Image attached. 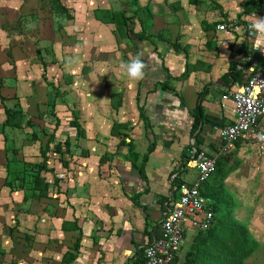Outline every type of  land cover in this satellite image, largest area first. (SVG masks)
Segmentation results:
<instances>
[{"label": "crops", "instance_id": "crops-1", "mask_svg": "<svg viewBox=\"0 0 264 264\" xmlns=\"http://www.w3.org/2000/svg\"><path fill=\"white\" fill-rule=\"evenodd\" d=\"M38 1L0 0V33L8 21L26 18L28 13L24 7ZM96 1L88 0V5H96ZM254 1L258 0H137L131 12H137L139 17L123 32L120 43L114 25L97 20L95 10L79 20L70 8L74 6L64 2L71 9L73 19L63 26L67 42L58 43L59 49L73 48L70 62L76 64L81 60L82 51L101 59L109 57L110 66L100 67V71L115 74L117 79L98 81L89 73L87 80L72 74V82L65 84L69 87L64 90L55 84L62 96L57 101V112L64 126L58 135L72 138V154L63 157L69 164L66 168L58 156L51 159L49 166L54 172L45 175L48 181L54 177L63 180L64 192L52 190L49 197L36 201L26 202L23 190L7 186L13 176H8L9 154L5 158L4 153L11 142L9 133L18 128L4 126L6 116L1 91H12L7 98H17L23 104L19 88L9 84L22 80L16 73L2 75L12 64L0 63V264H145L143 248L160 235L171 196L178 195L174 193V179L191 182L197 177L196 169L187 161L189 148L194 144L208 155L216 154L223 141L214 128L234 121L233 104L228 102L222 107L223 95L244 84L256 71L264 70V52L255 51V39L245 37V27L252 19V12L246 13L245 7ZM176 5L177 9L170 10ZM180 14L183 17L176 19ZM222 23L228 24V31L218 29ZM41 25L39 32L44 33ZM132 28L135 33L145 30L157 45L137 40L129 33ZM99 32H102L100 45L97 43ZM110 37L115 41L106 43ZM81 38L91 40L92 45L86 42L80 46L78 39ZM174 44L184 51L175 50ZM54 54L58 55V51ZM111 55L122 56L123 63L141 56L147 72L144 79H129ZM70 62L62 65L61 61L51 60L52 67L60 68L63 76L75 68ZM26 63L22 62L25 68ZM45 64L46 68L41 65L44 70H50V65ZM244 64L249 67L247 70H243ZM231 66L244 72L243 83L228 76ZM163 82L174 91H163L159 86ZM101 83L106 88L103 99L111 97L107 108L95 100L89 101V94H97ZM19 86H23L21 82ZM113 87H119L120 92L110 91ZM44 90L48 101V90ZM116 93L120 95L114 98ZM65 95L71 96L72 101ZM3 97L6 96L3 94ZM143 105L157 144L145 164L144 174L139 168L143 167L150 138L141 115ZM198 107L203 116L194 130ZM74 118L78 119L83 135H78L74 128ZM115 124L124 125L121 132L129 135L127 142L133 141L134 154L120 145L119 137L112 135ZM260 131L264 133V120ZM31 142L41 146L39 141L31 139ZM221 168L223 180L238 192L236 198L240 202L245 197L243 192L251 193V200L264 196V141L240 140L219 160L215 172ZM214 195L218 196L216 202L220 205V194ZM261 206H255L252 214L256 219L248 222L249 231L257 241L261 236L253 230L264 232L260 226L264 221ZM241 213L238 209L232 217L244 223ZM197 236L198 232L189 236L188 250ZM262 247L264 241L259 249ZM187 251L183 248L178 254L180 261Z\"/></svg>", "mask_w": 264, "mask_h": 264}, {"label": "rangeland", "instance_id": "rangeland-1", "mask_svg": "<svg viewBox=\"0 0 264 264\" xmlns=\"http://www.w3.org/2000/svg\"><path fill=\"white\" fill-rule=\"evenodd\" d=\"M50 1L51 0H39L38 3L33 2L31 6L24 7V9H26L25 12L28 13L26 18L23 17L19 21H13V20L8 21V23H5L2 26L3 27L2 32L0 33V63L12 64V68L7 66L9 69H7L5 72L2 71V75L5 73H7V75L8 74L13 75L14 73H16L18 75V79L20 78V80H22V81L18 80L17 81L18 83H14V84L11 82L9 83L11 86L19 88L20 91L18 90L19 91L18 94L23 99L22 102L23 104H21L23 107L22 106L21 107L24 111V116L23 118L20 119V121L25 126L27 121L35 115L33 117L34 119L31 118L30 120L34 121V123L36 124V130L38 131V133H40L44 127L47 128L48 125L51 124V121L48 118V103H47L48 101L46 99L45 90H44L47 89L49 91V87L47 88L48 85L47 82L45 81L46 79H48V81L51 83L59 84L60 87L62 86L63 87L62 90H64V88L66 87H69V85H65V84H69L72 82L73 79L72 74L74 76H79V77L81 76L83 77V79H87V80L89 73L92 76H94V79L98 81L99 80L110 81V79H115V78L117 79V76H115V74L112 76L111 73L107 74V72L100 71V67L108 68L110 66L109 63L111 60L107 62L109 57L107 59L106 58L101 59V56L99 57L97 55L96 56L88 55L86 52L82 51L80 53L81 60L78 61L79 62L78 64L70 62L72 56L70 54L71 52H73V48L69 47L70 48L69 49L66 46V48L59 49L57 45L62 41H65V43L67 42V40L63 36V32L65 31L63 26H65V24H69L68 22L69 20L65 19L66 17L61 19L60 16H56L54 14V12L51 9ZM66 1L69 5L74 6L70 8L73 10L75 15L78 14L79 20L85 17L86 15L90 14V11L92 13V11L94 10L96 11L102 8L101 6H105L106 7L105 9H110L114 12L124 11L128 17L133 16L134 13L131 12V9L136 7V4L135 2H133V0H127V1L97 0L95 2L96 5L94 4L88 5V0H62L63 3ZM95 6L97 7L94 9ZM177 7L178 5H176L175 7L171 6L170 10L173 11L177 9ZM70 8L69 10L71 11ZM182 17L183 15L180 14L175 18L181 19ZM29 19L31 22L28 21ZM35 19L38 22H36ZM40 22L43 23L44 25V29H45L44 33H42V31L39 32V30L42 29V25ZM120 24L122 23L117 22V24L113 26L115 30V36L116 38H118V43H120L119 42L120 37H122V35L124 36L125 33L123 32H125L126 30V29L124 30L122 27H119L121 26ZM202 25L205 26L207 24L202 23ZM100 33L102 32H99L97 35L98 37L97 43L99 45L100 43H102V41L99 40V36L102 35ZM58 35H60V39ZM79 36L81 35H78V37ZM78 40L79 43H81L79 44L80 46H83V44H85L86 42H87L86 44L92 45L91 40L88 41L85 38H81ZM110 41H115V38L112 37L110 40L108 38L105 40L106 43H110ZM177 43L181 44V40H177ZM99 45L97 47H100ZM60 50L61 51L63 50L65 52H59ZM55 51H58V55H56L57 53L54 54ZM111 57L117 59V62L119 64L117 66H120L121 63L124 62L123 59L120 61L122 57L120 55L117 56L111 55ZM52 59L61 61L62 65H65L67 62H70L75 68L73 69V71H69V72L66 71L65 75L63 76L60 68H58L57 66L52 67V63H51ZM22 62H28L25 64L26 68L23 67L24 65L22 64ZM46 62L48 64V67L50 65V70L48 69V71L46 69L44 70L43 66H41ZM114 62L116 63V61ZM29 63L31 65H29ZM14 65L17 66V69L13 68ZM52 68H54L55 70L53 71ZM87 68H90L91 70L88 71ZM20 82L23 86H19ZM29 89L31 90L33 89V92L32 91L29 92ZM99 89H100L98 92L99 94L98 93L89 94V101L95 100L97 102L96 104L101 103L104 108H107L111 102V97L103 99L104 91L106 89L103 83L99 85ZM78 90L79 92H82V89L80 90L79 88ZM118 90L119 87H113L112 90L110 91L120 92ZM1 92H2L1 96H3L4 94L6 96L5 98H7L9 94H12V91L9 93L8 90H2ZM116 94L117 95H115L114 98L120 95L118 93ZM65 97H68V99L72 101L71 96L65 95ZM15 99L16 98H14V100L13 98H9L7 104L10 106H14L16 102L18 103V101ZM35 105L36 107L34 108ZM77 107L80 108L79 105H77ZM26 128L27 130L13 129V131L15 132L11 131L9 133L8 136L10 138L9 137L8 138L11 139V142L9 144V147L5 149V153H4L5 158L8 157L7 155L9 154L10 158L13 157L23 160L27 159L33 164L38 163L41 161L40 149H39L40 145L37 142L30 143L32 139L31 137L32 129L27 127V125ZM15 154H17V156ZM223 178H224L223 168H221L220 171L215 172L209 178V180L204 184L203 189L208 193L220 194L221 202L219 206L221 208V213H222L220 214V216L225 215L230 219H235L233 218L234 217L233 214L236 215V212L239 209L242 212L241 216L245 218L243 219L244 223L240 221L238 222L248 228L249 220L256 219L254 213L252 214V211L255 209L256 205H262L261 208L263 209V214H264V196L260 195L258 199L251 200L249 199V195L251 193L243 192L242 194H245L246 198L242 195L243 197L241 199L243 201L240 202L236 198L238 192L234 189V187L231 184L226 183L223 180ZM215 203H217L216 200ZM263 223L264 221L260 222V226L264 227ZM253 232L256 233V235L257 234L260 235L261 238L258 241L255 239L257 250L256 253H254L252 257H250L249 259V261L252 260V262L248 261V264H264V247H262V249H259L261 242L264 241V232L259 230L258 231L253 230ZM249 233L251 237L254 238L252 236L251 231H249ZM205 239H209V238L206 235H202L201 242ZM187 250H188V246H185L184 251ZM211 250L214 249L210 248V251Z\"/></svg>", "mask_w": 264, "mask_h": 264}, {"label": "trees", "instance_id": "trees-1", "mask_svg": "<svg viewBox=\"0 0 264 264\" xmlns=\"http://www.w3.org/2000/svg\"><path fill=\"white\" fill-rule=\"evenodd\" d=\"M133 1L137 4V0ZM50 3L51 9L56 16H60L61 19L64 17H66L65 19L67 20L73 19L71 11L63 4L62 0H51ZM262 10H264V0L254 1L245 7L246 13ZM95 16L97 20L102 21L105 24L115 25L117 22H120L122 24H120L121 26L119 27H122L124 30L126 28L128 29L130 25H134L136 19L139 17L137 12H134L133 16L128 17L124 11L114 13L111 10L105 9L96 10ZM129 33L134 35V37L139 41L147 40L151 42L152 45H157L154 43L152 38L149 37L145 30H142L140 33H135L132 28L129 30ZM173 47L177 51H184V49L179 45L177 46V44H174ZM143 62L145 63L144 60ZM44 67L46 68V64H44ZM247 68L249 67H246L244 64L243 70H247ZM165 70L168 71L166 68ZM228 76H230L234 81L243 83L244 72L241 70L238 71L237 66H231V73ZM45 81L49 87V91L47 92L48 118L51 121V124H49L47 128L44 127L42 131L38 133L36 130V124L32 120L29 119L26 123L27 127L32 129V139L34 141H39L41 144V161L33 164L32 162L19 161L17 158L13 157L7 158L8 176L9 178L11 175L13 176L8 179L7 186L12 190H23L25 192L26 202L47 198L52 190L57 191L59 194L64 192L61 187L63 180L61 181V179L54 177L52 181H48L45 175L47 173L54 172V169L49 166V161L51 159L58 156L59 161L66 168L69 164L63 159V157L64 155L71 156L72 154V138L70 136H62L60 138L58 135L60 129L64 128L62 120L59 118L57 112V101L62 97L60 90L54 83L49 82L48 79ZM159 86H161V89L165 92H170L173 89L167 82L160 83ZM1 100L4 105V112L6 116L4 126L26 130V125L24 126L20 121V119L24 116V111L19 100L17 98L15 99L18 103L16 102L14 106L8 105V99L3 96L1 97ZM140 110L148 132V137L150 138V146L144 157L143 167L139 168L142 174H144L145 164L148 161L149 155L156 149L157 144L153 133V125L145 114L144 105L140 108ZM194 116L195 121L193 129L196 130L201 121L200 117L203 116L202 109L200 107L197 108ZM52 126L53 128H51ZM73 126L76 128L78 135L84 134L81 131V126L77 118H74ZM123 127L124 125L115 124L113 126L112 135L119 137L121 139L120 145L128 147L129 153L134 154L135 150L133 141H126V138L128 139L129 135L121 132ZM15 155L17 156V154ZM15 161L17 163H13ZM181 183L182 182L176 179L173 181L174 186H178ZM65 194H67V192ZM202 194L204 197L211 199L215 212V222L208 231L198 233L194 244L187 251L184 260L181 262L180 258L177 256L173 264H248L250 257H252L257 250L256 242L251 237L248 228L240 224L235 219H230L225 215L220 216V214H222L221 208L219 204L215 203V200L218 197L217 195L208 193L207 191H204V189H202ZM202 235H206L209 239H205L201 242ZM210 248H213L214 250L210 251Z\"/></svg>", "mask_w": 264, "mask_h": 264}, {"label": "built area", "instance_id": "built-area-1", "mask_svg": "<svg viewBox=\"0 0 264 264\" xmlns=\"http://www.w3.org/2000/svg\"><path fill=\"white\" fill-rule=\"evenodd\" d=\"M264 17V10L250 14ZM250 22L245 27V37L255 39L249 31ZM220 31H228V24L218 26ZM256 51V45L253 46ZM251 59V58H249ZM226 107L233 104L234 121L214 129L219 132L223 141L214 155L195 148H189L190 164L196 169L197 177L174 186L170 205L161 223V233L153 243L143 248L145 264H173L178 254L187 246L192 232L208 231L215 222V212L211 199L204 197V184L215 173L219 160L228 154L240 140H261L264 133L260 131V123L264 120V70L256 71L248 80L222 97ZM264 141V140H261Z\"/></svg>", "mask_w": 264, "mask_h": 264}, {"label": "clouds", "instance_id": "clouds-1", "mask_svg": "<svg viewBox=\"0 0 264 264\" xmlns=\"http://www.w3.org/2000/svg\"><path fill=\"white\" fill-rule=\"evenodd\" d=\"M249 31L255 37L254 42L257 50L264 52V17L254 16L250 21ZM120 68L123 70L124 75L135 81L144 79L146 74V65L139 55L128 62L121 63ZM260 139L264 140V136H261Z\"/></svg>", "mask_w": 264, "mask_h": 264}]
</instances>
